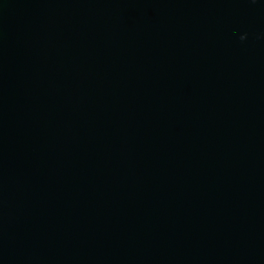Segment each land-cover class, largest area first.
Listing matches in <instances>:
<instances>
[{
    "label": "water",
    "instance_id": "95a60500",
    "mask_svg": "<svg viewBox=\"0 0 264 264\" xmlns=\"http://www.w3.org/2000/svg\"><path fill=\"white\" fill-rule=\"evenodd\" d=\"M0 264H264V0H0Z\"/></svg>",
    "mask_w": 264,
    "mask_h": 264
}]
</instances>
